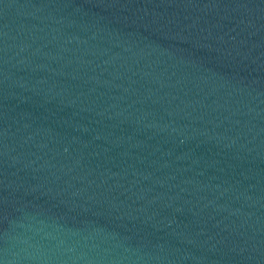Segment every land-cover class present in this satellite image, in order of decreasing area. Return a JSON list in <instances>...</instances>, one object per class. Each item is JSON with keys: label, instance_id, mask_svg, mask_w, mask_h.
I'll list each match as a JSON object with an SVG mask.
<instances>
[{"label": "water", "instance_id": "95a60500", "mask_svg": "<svg viewBox=\"0 0 264 264\" xmlns=\"http://www.w3.org/2000/svg\"><path fill=\"white\" fill-rule=\"evenodd\" d=\"M0 264H264V0H0Z\"/></svg>", "mask_w": 264, "mask_h": 264}]
</instances>
